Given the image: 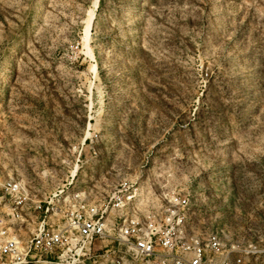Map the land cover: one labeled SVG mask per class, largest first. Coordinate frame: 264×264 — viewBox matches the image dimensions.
Masks as SVG:
<instances>
[{"label": "rangeland", "instance_id": "1", "mask_svg": "<svg viewBox=\"0 0 264 264\" xmlns=\"http://www.w3.org/2000/svg\"><path fill=\"white\" fill-rule=\"evenodd\" d=\"M0 178L31 219L124 187L144 216L188 189L193 227L260 264L264 0H0Z\"/></svg>", "mask_w": 264, "mask_h": 264}, {"label": "built area", "instance_id": "2", "mask_svg": "<svg viewBox=\"0 0 264 264\" xmlns=\"http://www.w3.org/2000/svg\"><path fill=\"white\" fill-rule=\"evenodd\" d=\"M132 198L125 187L96 202L76 192L67 207L35 203L31 219L20 182L0 178V264H245L249 251L223 228L193 227L190 190L168 193L144 216L129 208ZM251 253L264 264V248Z\"/></svg>", "mask_w": 264, "mask_h": 264}]
</instances>
